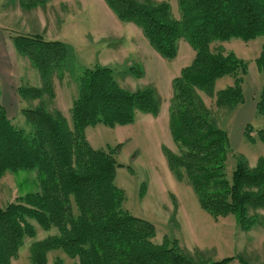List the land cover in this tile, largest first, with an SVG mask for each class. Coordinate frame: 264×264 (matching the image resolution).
Returning <instances> with one entry per match:
<instances>
[{
	"label": "trees",
	"instance_id": "trees-1",
	"mask_svg": "<svg viewBox=\"0 0 264 264\" xmlns=\"http://www.w3.org/2000/svg\"><path fill=\"white\" fill-rule=\"evenodd\" d=\"M48 1L18 0L24 9ZM105 1L119 20L141 27L163 58L178 55L181 39L194 49L193 61L172 81L170 130L177 151L163 146L168 166L177 180L191 185L201 208L212 217L233 215L245 232L261 225L264 156L251 166L239 155L229 175V134L201 93L215 97L216 106L229 111L245 103L248 63L234 51L211 46L264 37V0H178L179 19L165 1ZM14 45L39 71L42 86L25 83L17 88L23 100H38L36 106L22 110L28 130L14 124L0 104V178L36 170L38 188L0 207V264H13L25 238L36 236L31 220L44 230L58 231L30 245L32 264H50L49 252L58 249L76 258L73 264H229L235 259L249 264L240 256L210 260L199 250L189 253L167 236L156 243V226L124 208L126 193L115 183L117 169L123 167L115 157L121 144L106 151L87 139L89 126L132 124L138 113L156 116L161 99L155 88L127 89L108 66H78L73 46L60 40L19 35ZM256 64L264 76V42ZM130 70L137 76L142 73L136 67ZM68 75L78 85L71 121L49 105L55 98L54 77L62 80ZM224 77L232 78V84L216 91L217 80ZM256 113L264 115V86L256 99ZM244 136L251 143H264V128L255 130L248 123ZM143 191L144 186L141 196ZM51 264L65 263L57 258Z\"/></svg>",
	"mask_w": 264,
	"mask_h": 264
},
{
	"label": "rangeland",
	"instance_id": "rangeland-1",
	"mask_svg": "<svg viewBox=\"0 0 264 264\" xmlns=\"http://www.w3.org/2000/svg\"><path fill=\"white\" fill-rule=\"evenodd\" d=\"M154 1L167 2L173 17H181L178 0ZM19 35H41L46 40L71 44L78 56V66H108L124 88L136 90L150 86L156 89L161 99L156 116L138 113L132 124L116 127L98 124L86 129L87 139L96 149L109 151L121 144L115 157L123 167H118L115 183L126 193L124 208L156 226V243H161L167 236L177 239L185 251L193 254L199 250L210 260L240 256L246 263L264 264V210H258L263 223L249 232L240 229L233 215L212 217L201 208L191 185L186 180H177L163 152V146L177 151L170 130L169 107L173 79L195 57L194 49L186 40L179 41L178 55L174 59H166L150 45L141 27L119 20L105 0H49L34 9L22 8L18 0H0V104L14 124L27 130L29 126L22 110L36 106L38 100H23L17 88L25 83L42 86V79L29 60L18 53L14 37ZM263 39L258 37L250 42L234 39L225 42L228 50L220 44L211 46L213 50L234 51L248 63L243 85L244 105L233 111L218 108L215 97L201 93L218 124L229 134L232 146L227 160L229 175L239 155H243L251 166L264 156V143H251L244 136L248 123L255 130L264 128V115L255 111V101L264 86V76L256 64ZM236 40L243 46L235 44ZM246 46L248 51H245ZM131 67L139 68L141 75L133 74ZM232 82L230 77L219 80L216 91ZM54 89L55 98L49 102L50 107L61 111L71 121L72 102L78 94L76 80L69 75L62 80L54 77ZM45 99L48 98L45 96ZM253 135L256 136L255 131ZM37 188L36 170L5 174L0 178V207ZM74 211L77 213L76 207ZM31 223L36 236L25 238L18 256L12 260L13 264H32L30 245L58 233L56 228L44 230L35 220ZM57 258L65 264L77 261L62 249L49 252L50 264ZM229 264L243 263L235 259Z\"/></svg>",
	"mask_w": 264,
	"mask_h": 264
},
{
	"label": "crops",
	"instance_id": "crops-1",
	"mask_svg": "<svg viewBox=\"0 0 264 264\" xmlns=\"http://www.w3.org/2000/svg\"><path fill=\"white\" fill-rule=\"evenodd\" d=\"M257 39V38H256ZM256 39H254V40H256ZM232 40H234V39H231L230 41H232ZM240 41H241V39H239ZM254 40H251V41H254ZM230 41H225V42H230ZM238 40H236V43L235 44H237V45H239V47L241 46H243L242 44H241V42H237ZM243 41V40H242ZM225 42H214L212 45H213V47H217L219 44L220 45H223L224 47H225V49H227L226 48V43ZM245 42V41H244ZM248 42H250V41H248ZM263 42H264V39L262 40V45H263ZM247 49V50H246ZM246 49H245V51H248V46H246ZM261 49H262V46H261ZM228 50V49H227ZM225 78V77H224ZM221 79H223V78H221ZM221 79H219V80H221ZM264 79V78H263ZM219 80H217V83H216V86H217V84H218V81ZM264 81V80H263ZM229 84H231V83H228V85ZM245 84V80H244V83H243V85ZM257 89H256V94L258 93V88H259V84L257 85V87H256ZM245 101H246V94H245ZM256 102V101H255ZM241 105H244V104H241ZM241 105H239V106H241ZM238 108V107H237ZM236 108V109H237ZM255 111H256V104H255Z\"/></svg>",
	"mask_w": 264,
	"mask_h": 264
}]
</instances>
